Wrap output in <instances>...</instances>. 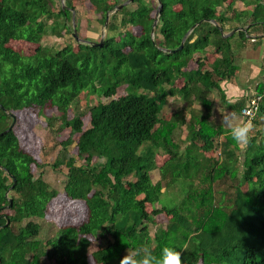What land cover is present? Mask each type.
<instances>
[{"label": "trees", "instance_id": "16d2710c", "mask_svg": "<svg viewBox=\"0 0 264 264\" xmlns=\"http://www.w3.org/2000/svg\"><path fill=\"white\" fill-rule=\"evenodd\" d=\"M60 1L57 8L56 0H0V135L12 125L13 112L56 108L59 117L48 118L49 124L63 119L70 136L52 168L68 169L65 193L86 204L87 217L40 238L42 226L32 219L46 217L58 192L33 174V165L44 166L22 148L13 128L0 136V264H42L44 258L89 264L90 256L97 264H119L127 251L145 247L157 258L164 247L174 248L183 264H264V78L246 147L211 125L214 96L240 114L250 102H228L221 84L238 71L235 48L250 34H264V0H134V9L122 6L126 0ZM238 1L245 9L235 7ZM86 2L102 25L110 15L101 46L81 33L92 21L76 15ZM73 18L78 36L92 44L74 37ZM198 23L182 50L164 51L177 49ZM219 27L225 34L245 28L237 32L240 44ZM63 32L77 48L39 46L24 56L10 46L14 40L40 44ZM208 49L219 55L211 69L200 59L191 68ZM123 86L127 93L114 99ZM170 98L182 108L164 118ZM82 99H91L84 112L78 109ZM75 136L77 154L69 156ZM219 149L215 158L211 153ZM159 150L168 157L161 167ZM226 181L231 185L220 191ZM166 185H179L182 199L156 208ZM162 214L168 223L151 236L149 226Z\"/></svg>", "mask_w": 264, "mask_h": 264}, {"label": "rangeland", "instance_id": "374dc122", "mask_svg": "<svg viewBox=\"0 0 264 264\" xmlns=\"http://www.w3.org/2000/svg\"><path fill=\"white\" fill-rule=\"evenodd\" d=\"M128 1V0H126ZM60 0H56V7L59 8ZM130 9H134L136 7V4L129 3L127 5ZM237 9H245V6L242 2L238 1L235 5ZM78 11H77V17H81L84 20H92L88 22L87 24V30L81 27V33H83V36L91 37L90 39H97L98 42L101 41L102 35L104 34V38L108 34V28L105 30L104 25L101 24V22H98L95 18L96 15L92 10L91 6L87 4V2L84 5H79ZM157 9V8H156ZM178 9V8H177ZM96 20V21H95ZM75 23V20L73 21V24ZM230 33V32H229ZM234 40L232 41L233 44L237 43V45L240 44L241 37L235 33ZM255 34H250V36L254 37ZM257 35V34H256ZM249 37V36H248ZM247 38V36H246ZM100 43V42H99ZM72 45L74 48H77V41L76 39L72 38L71 35L63 32L60 37L48 34L46 35L42 42L40 44L30 43L26 41H12L10 46L15 51L21 53L24 56L33 55L36 51V49L39 46H47L52 47L53 49H62L66 45ZM237 49V48H236ZM241 51L239 53H243L245 56L252 52L251 51H245L241 48H238ZM264 49V47H263ZM243 50V51H242ZM239 53L237 54V57L239 58ZM219 57V55H216L213 51L211 52V49H208L206 51L205 55H196L195 58L191 62V68L197 67V60L204 61V69L210 70L212 62ZM237 61L236 59V66L240 67L241 61ZM245 64L242 65L243 68H245ZM183 85V80H180L176 83L177 87H181ZM126 88L125 86L120 87L117 91V95L114 97V99H117L121 96H124L126 94ZM214 100H216V96L213 97ZM104 103L109 102V99H102ZM178 100V99H177ZM87 101L86 99H82L80 102V105L78 109L81 112L86 111L85 105ZM169 105H166L162 117H169L170 114H173L177 110L182 108V104L175 101L174 98L169 99ZM92 102L96 103L95 100L92 99ZM14 116L16 117V123L14 126V131L20 141V145L23 149H25L28 153H30L36 160L39 161L44 167L43 168H37L35 165L32 166L33 174H35L36 177L42 175L44 180L55 190L58 192V196L53 199L49 205L47 215L44 219H38L33 218L32 220L35 222H38L42 226V231L40 234V238L45 240L51 237H54L56 232L60 227L65 226H76L80 225L83 221H85L87 217V207L86 204L83 201L80 200H72L70 199L66 193H65V183L67 180V172L68 169L65 166H61L57 169L52 168V164L56 161L57 157L61 153L62 145L61 142L64 140H67L70 136V129L67 128L64 125L63 119H57L55 122H52V124H49L48 118H58L59 113L56 110V108H45L41 112V114H38L37 110H23L18 112H13ZM74 113L73 111H70L68 114V118H73ZM187 120L189 119V114L186 116ZM84 122V129L89 128L90 126V116L87 115L83 118ZM62 130H61V129ZM77 136H75L74 141L72 145L69 147V156H76L77 154V147H76V140ZM212 154V153H211ZM215 156V158L218 157V153L214 152L212 154ZM166 154L163 152V150H159L156 156V165L158 167H161L164 162L167 160ZM243 159V157H242ZM153 180L156 182L160 176L159 173L156 172L152 176ZM229 185H231V181H226L221 185L218 189L220 191L227 190L229 188ZM231 187L229 192H233L234 189ZM244 190H246V186L243 187ZM182 199L181 194V187L179 185L176 186H169L166 185L164 194L161 198V201L156 205V208H161L163 205L166 206H175L177 205L180 200ZM152 206L148 205L149 212L152 211ZM7 213L11 214V211H6ZM169 218L166 215H159L155 218L154 222L150 224V235L153 236L157 227L163 226L165 227L168 223ZM94 240V239H93ZM97 243V242H96ZM98 244V243H97ZM96 250V244H92L90 247V253ZM90 264H93L92 257L90 256ZM42 264H54L53 262L48 261L46 258L43 259Z\"/></svg>", "mask_w": 264, "mask_h": 264}, {"label": "crops", "instance_id": "0c3cea01", "mask_svg": "<svg viewBox=\"0 0 264 264\" xmlns=\"http://www.w3.org/2000/svg\"><path fill=\"white\" fill-rule=\"evenodd\" d=\"M254 37H256V39L253 38V36H249V40H246L244 42V47L241 48L247 52L251 51V49L253 50L246 56L243 53H239V51H241L240 49L235 48L236 59L237 61H241V65L238 67L236 76L233 79L224 81L221 84V88L224 91L226 99L230 103H237L243 98H252L256 93H258V86L264 78V34L254 35ZM252 39L256 40V42H252ZM238 53L239 58L237 57ZM244 64L246 65L245 68L242 67ZM216 98L217 99L214 100L211 125L213 127H220L229 135V130L221 123L222 115L231 114L240 118L242 121L245 120L239 112L226 108L224 104L221 103L220 99L218 97ZM220 140L223 141L224 137H221ZM216 152L219 155L220 149L219 151L216 150ZM213 153L214 152L212 151V154ZM90 263L89 258V264ZM93 264L97 263L93 260Z\"/></svg>", "mask_w": 264, "mask_h": 264}, {"label": "clouds", "instance_id": "9594fccd", "mask_svg": "<svg viewBox=\"0 0 264 264\" xmlns=\"http://www.w3.org/2000/svg\"><path fill=\"white\" fill-rule=\"evenodd\" d=\"M221 123L229 130L231 138L237 145L241 148L248 145L251 139L250 133L253 130L251 121H242L231 114H224L221 116ZM141 252L142 257L137 259L136 257L140 256ZM119 264H183V262L182 253L174 248L164 247L161 256L157 258L145 247L135 252L127 251Z\"/></svg>", "mask_w": 264, "mask_h": 264}, {"label": "water", "instance_id": "95a60500", "mask_svg": "<svg viewBox=\"0 0 264 264\" xmlns=\"http://www.w3.org/2000/svg\"><path fill=\"white\" fill-rule=\"evenodd\" d=\"M133 1H134V0H128V1H126L122 6H127L129 3L133 2ZM122 6L118 7L116 10L121 9ZM161 8H162L161 4L158 5V8H157L156 13H155V21H154V24H153V31H154L155 27H156L157 24H158V20H159V15H160ZM74 20H75V19L73 18V21H74ZM109 20H110V15H108V17H107V19H106V22H105V24H104V28H105V30L108 28ZM199 25H200V23L196 24L195 26H193V27H192V28L186 33V35L184 36V38H183V40H182L181 45H180L177 49H173V50H172V49H165L164 51H165L166 53H171V54H172V53H175V52H177V51L182 50V49L184 48L185 42H186V40L188 39V37L192 34V32L195 30V28L198 27ZM73 28H74L73 35H74L75 38H77L78 41L83 42V43L92 44V42L87 41V40H84V39H81V38L78 36V33H77V29H76V25H75V23L73 24ZM219 29H220V32L223 34L224 37L232 36V35H234L235 33L239 32V31H245V28H238V29H234V30L231 31L230 33H226V34H225V33H224V29H223L222 27H219ZM103 42H104V34L102 35L101 42H100V43H94V44L97 45V46H98V45L101 46V45L103 44ZM11 116H12V118H13V123H12V125L10 126V128L8 129V131L4 132V133L1 134L0 136L5 135L6 133H8L9 131H11V130L14 128L15 123H16V117H15L13 114H11ZM14 184H16V181H15V180H14ZM6 195H8V194H6Z\"/></svg>", "mask_w": 264, "mask_h": 264}, {"label": "built area", "instance_id": "2783aa9c", "mask_svg": "<svg viewBox=\"0 0 264 264\" xmlns=\"http://www.w3.org/2000/svg\"><path fill=\"white\" fill-rule=\"evenodd\" d=\"M263 95L255 94L252 98H250V102L248 106L242 109L241 115L243 116L245 121L253 122L254 118L257 116L260 110V104L262 101Z\"/></svg>", "mask_w": 264, "mask_h": 264}]
</instances>
